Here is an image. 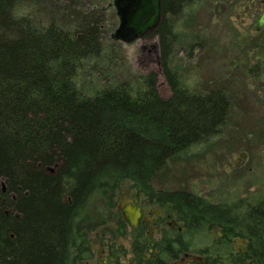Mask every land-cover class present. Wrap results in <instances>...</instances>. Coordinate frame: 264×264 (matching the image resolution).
<instances>
[{"label":"trees","instance_id":"1","mask_svg":"<svg viewBox=\"0 0 264 264\" xmlns=\"http://www.w3.org/2000/svg\"><path fill=\"white\" fill-rule=\"evenodd\" d=\"M16 1L0 0V264L90 259L82 211L97 195L122 228L113 196L123 185L166 207L184 232L210 226L245 239L253 261L264 263V182L255 197L229 204L151 186L167 160L215 136L229 112L223 90L190 92L171 65L173 21L199 0H160L159 23L144 36L157 41L166 99L152 72L83 94L74 79L103 52L100 12L73 11L67 27L54 18L41 25L14 18Z\"/></svg>","mask_w":264,"mask_h":264},{"label":"rangeland","instance_id":"2","mask_svg":"<svg viewBox=\"0 0 264 264\" xmlns=\"http://www.w3.org/2000/svg\"><path fill=\"white\" fill-rule=\"evenodd\" d=\"M68 1V3H67ZM17 0L12 16L33 18L46 25L54 18L63 27L77 20L73 11L100 12L103 52L84 63L74 83L85 95L106 84L134 83L149 72L156 75V92L170 95L158 63L155 38L131 45L113 42L117 25L111 0ZM246 0H199L183 8L173 21L175 43L171 65L181 85L190 92L221 89L229 100L227 118L218 133L171 157L151 180L157 191H184L210 203H233L255 197L264 182V48L254 50L248 40L254 16L245 12ZM105 8V9H104ZM103 9V10H102ZM101 10V11H100ZM37 23H35L37 25ZM259 66V68H258ZM113 196L116 213L117 196ZM103 214L93 195L82 211L83 237L91 257L81 264H110L118 246L129 250V240L117 239V222ZM118 229L123 231V228ZM103 251L104 254L101 252ZM111 257V258H110ZM119 262L126 261L123 258Z\"/></svg>","mask_w":264,"mask_h":264},{"label":"flooded vegetation","instance_id":"3","mask_svg":"<svg viewBox=\"0 0 264 264\" xmlns=\"http://www.w3.org/2000/svg\"><path fill=\"white\" fill-rule=\"evenodd\" d=\"M245 12L254 16L248 40L254 50L264 48V24L255 29L256 22L264 19V0H246ZM259 68V66H258ZM264 74V67L257 70ZM116 213L122 224L117 239L129 240V250L117 247L118 264H264L255 263L242 238L225 239L218 228L200 226L198 231L184 232L185 223L168 213L163 205L132 191L124 190L117 196ZM138 208L140 217L135 227L123 220L127 208ZM102 254L103 251L101 252ZM123 258L125 262H119ZM106 263V258L102 260Z\"/></svg>","mask_w":264,"mask_h":264},{"label":"water","instance_id":"4","mask_svg":"<svg viewBox=\"0 0 264 264\" xmlns=\"http://www.w3.org/2000/svg\"><path fill=\"white\" fill-rule=\"evenodd\" d=\"M160 0H111L109 6L114 10L117 25L110 34V39L124 45H131L135 41L153 31L160 19ZM264 24L260 18L255 29ZM3 190V184H1ZM140 217L138 208H127L123 212V220L128 226L135 227Z\"/></svg>","mask_w":264,"mask_h":264}]
</instances>
